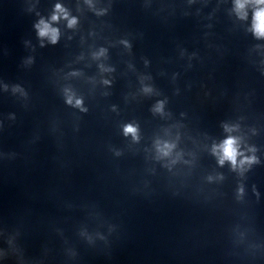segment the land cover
<instances>
[{
  "label": "clouds",
  "instance_id": "1",
  "mask_svg": "<svg viewBox=\"0 0 264 264\" xmlns=\"http://www.w3.org/2000/svg\"><path fill=\"white\" fill-rule=\"evenodd\" d=\"M257 4H264V0H256ZM244 3L241 0H237V8L243 9ZM56 12L63 14L65 19H68V13L65 9L60 5H56ZM53 21L59 19V16L54 14L51 18ZM255 25L254 30L258 37H264V9H260L255 14ZM76 24V19L72 18L68 20V26L73 27ZM38 29V35L41 38H48L52 44H55L59 37L58 29L50 26L49 23L45 22L43 19L36 25ZM69 103H71V98H69ZM77 106L81 104V101H76ZM160 110V106L157 107V111ZM136 128L132 125H127L124 129L125 134H132L135 138ZM167 147V146H166ZM214 153L218 155L219 163L223 165L225 161L231 163L234 169L240 168L243 170L245 165H251L256 162V158L254 156L247 157L245 156L243 159L238 161V156H243V153L239 151V143L238 140L234 137H228L221 145L218 146V149L214 148ZM167 154V153H165Z\"/></svg>",
  "mask_w": 264,
  "mask_h": 264
}]
</instances>
